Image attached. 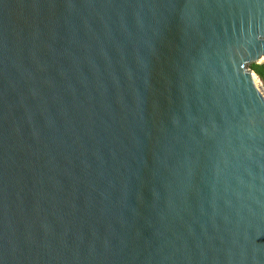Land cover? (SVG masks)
<instances>
[{
    "label": "water",
    "instance_id": "water-1",
    "mask_svg": "<svg viewBox=\"0 0 264 264\" xmlns=\"http://www.w3.org/2000/svg\"><path fill=\"white\" fill-rule=\"evenodd\" d=\"M264 0H0V264H264Z\"/></svg>",
    "mask_w": 264,
    "mask_h": 264
},
{
    "label": "trees",
    "instance_id": "trees-1",
    "mask_svg": "<svg viewBox=\"0 0 264 264\" xmlns=\"http://www.w3.org/2000/svg\"><path fill=\"white\" fill-rule=\"evenodd\" d=\"M249 68L256 74L264 87V61L260 64L251 63L249 64Z\"/></svg>",
    "mask_w": 264,
    "mask_h": 264
}]
</instances>
